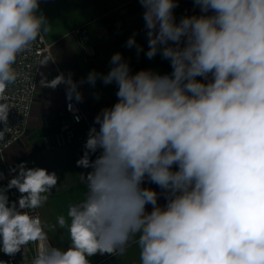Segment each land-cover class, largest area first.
Masks as SVG:
<instances>
[{
    "label": "clouds",
    "instance_id": "9594fccd",
    "mask_svg": "<svg viewBox=\"0 0 264 264\" xmlns=\"http://www.w3.org/2000/svg\"><path fill=\"white\" fill-rule=\"evenodd\" d=\"M43 2L0 0V143L13 131L17 64L52 31ZM137 2L147 50L136 33L125 47L159 55L171 72H133L116 51L106 73L45 80L65 87L69 111L98 81L115 85L116 101L95 115L76 161L87 192L55 224L35 210L59 192L57 171L22 161L6 185L0 173V253L25 259L32 244L30 264H93L135 245L138 264H264V0H191L199 13L179 20L181 0Z\"/></svg>",
    "mask_w": 264,
    "mask_h": 264
},
{
    "label": "crops",
    "instance_id": "0c3cea01",
    "mask_svg": "<svg viewBox=\"0 0 264 264\" xmlns=\"http://www.w3.org/2000/svg\"><path fill=\"white\" fill-rule=\"evenodd\" d=\"M41 8L53 23L52 31L45 34L52 44V54L45 55L47 65H40L36 97L33 103L30 130L20 140L13 143L5 151V159L9 167L27 161L28 167L40 166L55 170L59 175L60 190L53 193L49 201L37 209L43 221L48 224L56 223L58 214H67V205L83 199L87 192L82 182L81 173L87 170L77 167L76 161L82 155V149L76 150L72 146L46 149L40 137L39 121L41 115L48 109L59 107L66 98L63 85L56 89L43 86L45 80L50 81L60 72L73 74L80 80L87 73L95 69L99 72L109 70L111 55L120 51L124 58L130 62L133 72L140 69H152L161 74L170 73L169 63L162 60L159 55L149 60L143 53L139 57L135 48L125 47L129 36L136 33L137 43L147 50L145 32L143 27V9L137 0H47ZM198 14L191 0H181L175 10L177 20L182 15ZM85 28L96 48L91 59L85 57L80 45L77 29ZM84 95L82 102L90 126L93 118L105 106H111L116 101L115 85L104 86L99 81L92 89L87 84L81 87ZM99 93L100 99L94 98L93 93ZM156 188V185H146ZM157 191L159 189L157 188ZM159 203L163 205L164 199ZM151 210V206L148 207ZM59 230L49 232L53 243H60ZM93 264H138L139 249L132 245L125 256H94Z\"/></svg>",
    "mask_w": 264,
    "mask_h": 264
},
{
    "label": "built area",
    "instance_id": "2783aa9c",
    "mask_svg": "<svg viewBox=\"0 0 264 264\" xmlns=\"http://www.w3.org/2000/svg\"><path fill=\"white\" fill-rule=\"evenodd\" d=\"M76 32L85 57L91 59L96 53V48L87 30L80 28ZM51 52L52 44L45 36L42 43L39 41L35 43L31 50L25 52L20 58L17 70L21 73V78L17 80L16 84L9 86L7 94L10 103L14 105L9 114V126L13 128V131L6 137L8 140L6 143H0V173L6 177L2 181L5 185L8 182L10 168L5 159V151L30 130L40 70L39 62L45 55H51ZM25 76L27 79L24 78ZM73 79L75 78L73 77ZM74 108L75 111L67 109L65 98L59 107L48 109L41 115L39 121L40 137L46 149L72 146L79 151L83 148L90 123L82 102L75 103ZM76 117H79V122L76 121ZM18 195L19 193L15 189L9 192L11 200H16ZM35 211L40 215L38 210ZM35 250L36 246L30 244L27 247L25 259L23 253H18L11 258L0 253V259L9 261L10 264H30V260L35 255Z\"/></svg>",
    "mask_w": 264,
    "mask_h": 264
}]
</instances>
